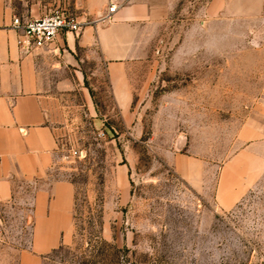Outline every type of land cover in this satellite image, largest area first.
I'll return each mask as SVG.
<instances>
[{
  "label": "rangeland",
  "instance_id": "obj_1",
  "mask_svg": "<svg viewBox=\"0 0 264 264\" xmlns=\"http://www.w3.org/2000/svg\"><path fill=\"white\" fill-rule=\"evenodd\" d=\"M44 1L50 14L70 0ZM209 1L182 0L156 63L132 71L130 108L92 62L56 93L50 179L75 187L74 235L48 264H264V76L248 73L241 22L208 27ZM220 188L240 198L233 208ZM19 199L0 210V264L30 247Z\"/></svg>",
  "mask_w": 264,
  "mask_h": 264
},
{
  "label": "crops",
  "instance_id": "obj_2",
  "mask_svg": "<svg viewBox=\"0 0 264 264\" xmlns=\"http://www.w3.org/2000/svg\"><path fill=\"white\" fill-rule=\"evenodd\" d=\"M110 1L70 0L64 9L81 21L97 19ZM181 2L113 0L117 10L110 23L86 27L79 35L61 33L47 47L26 54L18 46L12 20L43 17L52 5L44 0H0V210L21 202L24 192L23 203L31 208L32 240L19 264H48L51 254L73 240L75 187L50 179L59 150V131L51 115L56 93L81 84L83 64L92 62L104 67L119 106L130 108L132 71L156 63L160 38ZM205 14L208 27L239 21L249 30L243 54L248 73L264 76V0H210ZM261 92L264 106V86ZM226 176L227 167L224 180ZM221 192L222 208L239 202L234 190L228 197Z\"/></svg>",
  "mask_w": 264,
  "mask_h": 264
},
{
  "label": "built area",
  "instance_id": "obj_3",
  "mask_svg": "<svg viewBox=\"0 0 264 264\" xmlns=\"http://www.w3.org/2000/svg\"><path fill=\"white\" fill-rule=\"evenodd\" d=\"M116 10L117 6L111 0L107 12L97 19L81 21L78 15L63 9L28 21L14 18L11 29L18 33L19 48L29 54L47 47L61 33L79 35L86 27L110 23Z\"/></svg>",
  "mask_w": 264,
  "mask_h": 264
}]
</instances>
